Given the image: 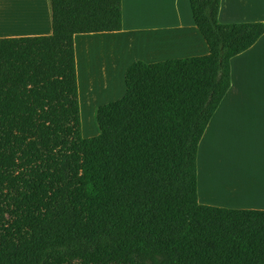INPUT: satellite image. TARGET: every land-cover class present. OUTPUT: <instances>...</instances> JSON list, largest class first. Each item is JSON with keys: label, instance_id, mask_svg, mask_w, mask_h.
<instances>
[{"label": "trees", "instance_id": "16d2710c", "mask_svg": "<svg viewBox=\"0 0 264 264\" xmlns=\"http://www.w3.org/2000/svg\"><path fill=\"white\" fill-rule=\"evenodd\" d=\"M52 34L0 38V264H264V210L199 203V145L263 23L189 0L209 53L136 60L84 138L75 37L123 0H48Z\"/></svg>", "mask_w": 264, "mask_h": 264}, {"label": "crops", "instance_id": "0c3cea01", "mask_svg": "<svg viewBox=\"0 0 264 264\" xmlns=\"http://www.w3.org/2000/svg\"><path fill=\"white\" fill-rule=\"evenodd\" d=\"M17 1L21 4L17 8L18 22L21 23L17 27L11 25L1 30L0 38L52 34L48 0ZM27 1L32 3L30 10L26 8ZM25 18L28 19L27 23H24ZM220 21L264 24V0H221ZM123 23L121 33L95 35L116 36L127 47L134 41L149 37L167 40L165 48L141 52L131 62L157 63L167 61L164 60L166 58L182 59L209 53L195 25L189 0H123ZM25 24L31 26L32 30L20 29ZM236 59L241 75L235 87L251 90L256 69L260 64L264 68V35L252 48L231 61V88L213 115L199 145L198 158L204 146L203 163L198 164L199 203L234 210H264V150L260 159L255 152L259 145L264 147V112L228 109L225 106L233 101L232 68ZM133 63H127L121 70V80L125 79L126 70ZM215 144L223 147L220 155L211 152V146Z\"/></svg>", "mask_w": 264, "mask_h": 264}, {"label": "rangeland", "instance_id": "374dc122", "mask_svg": "<svg viewBox=\"0 0 264 264\" xmlns=\"http://www.w3.org/2000/svg\"><path fill=\"white\" fill-rule=\"evenodd\" d=\"M222 22V21H221ZM128 23V20H127ZM223 23V22H222ZM112 35H88V36H79L76 38V49H77V71H78V80H79V87H80V105H81V116H82V81H80L81 77L85 79V76L89 77L90 82L89 84L92 88V94L96 96V94H103L108 98L100 96V101L98 103H94L93 106L89 109V112L86 113L84 119L82 118V133L84 138H92L98 135L97 128L95 126V110L107 103L117 101L125 94L126 87H125V79L121 80V74L119 71V75L116 72L115 64H113V58L110 59L111 49L112 51H117L115 47L116 43L119 39L116 36ZM121 51V48L118 49ZM122 57V55H121ZM126 57V56H125ZM167 57V55H166ZM172 57V56H170ZM124 58V57H123ZM133 56L130 55L124 58L121 61L119 58V66L124 68L127 63L133 60ZM164 59V58H161ZM171 59V58H168ZM167 58L164 60H168ZM104 63L101 68H97L99 64L91 65L95 61ZM94 61V62H93ZM163 61V60H161ZM80 66V72H79ZM84 67V69H83ZM107 69L108 72H107ZM100 70V72H99ZM233 75H234V89L233 90V101L225 105L228 109H236V110H256L259 112H264V68L260 64L259 68L256 69L254 73V82L252 84L251 90H247L246 87L238 89L235 87V83H238L239 77L241 75L240 68L238 66L237 59L234 61L233 65ZM99 73H98V72ZM112 75L119 76L118 77V86L116 90H112L111 88L106 89L104 84L106 85L107 79L109 76ZM88 80V79H87ZM93 96V97H94ZM87 99V94H86ZM241 148V147H239ZM264 150L262 145H259L255 152L258 154L260 159V154ZM211 152L220 155L223 152V147L221 144H215L211 146ZM203 152L201 153L200 157L198 158V164L202 165L203 163Z\"/></svg>", "mask_w": 264, "mask_h": 264}, {"label": "bare ground", "instance_id": "6f19581e", "mask_svg": "<svg viewBox=\"0 0 264 264\" xmlns=\"http://www.w3.org/2000/svg\"><path fill=\"white\" fill-rule=\"evenodd\" d=\"M18 5H21V4L17 0H0V31L6 29L7 26H11V25H12L11 27H17L19 23H21V22H18L20 20L19 13L17 11ZM30 5H32V3L27 1L26 8L28 10H30ZM24 21H25L24 23H27L28 19L25 18ZM20 29L24 31H28V30L31 31L32 27L25 24V26L20 27ZM166 42L167 40L161 39V37H154V38L149 37L143 40L142 39L137 40L136 42L134 41V43L132 42V44L129 47H127V45L126 44L123 45V42L120 40L116 43L115 46H112V45L110 46V47H115L117 49V51H112L111 49V53L109 54L110 59L113 58L114 60L113 64H115L116 72L119 75V71L121 72L122 70V67L119 66V58H121V61H122L124 58L130 55H132L133 57L136 55H140L141 52H152L155 50L160 51L161 49L165 48ZM119 48H121V51L118 50ZM122 50H124V53L122 52ZM123 54H124V58H123ZM148 58L152 59L153 57H148ZM95 64H99L97 68H101L104 63L100 64V62L96 60L91 65H95ZM108 70L109 69H107V72ZM118 75L117 76L112 75L111 77L109 76V78L107 79L106 85L104 84V87H106V89L111 88L112 90H116L118 86V77H119ZM80 81H82V89H81V92L83 95L82 118L84 119V117L86 116V113L89 112V109L91 108V106H93L94 103H98L97 101H100L99 100L101 99L100 96L105 97V99L108 97L103 94H96V96L92 94V88L89 85L90 83L87 84L88 82H90V79L88 76L87 77L85 76V79L83 77V80L81 77ZM86 94H87V99H86ZM202 152L204 153L203 145L201 149V153Z\"/></svg>", "mask_w": 264, "mask_h": 264}]
</instances>
